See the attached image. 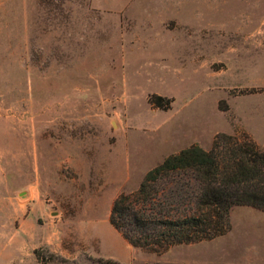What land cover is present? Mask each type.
Masks as SVG:
<instances>
[{
  "label": "rangeland",
  "instance_id": "rangeland-1",
  "mask_svg": "<svg viewBox=\"0 0 264 264\" xmlns=\"http://www.w3.org/2000/svg\"><path fill=\"white\" fill-rule=\"evenodd\" d=\"M263 85L264 0H0V264L40 248L64 264H264L251 207L163 254L109 221L151 169L235 124L226 98Z\"/></svg>",
  "mask_w": 264,
  "mask_h": 264
},
{
  "label": "trees",
  "instance_id": "trees-1",
  "mask_svg": "<svg viewBox=\"0 0 264 264\" xmlns=\"http://www.w3.org/2000/svg\"><path fill=\"white\" fill-rule=\"evenodd\" d=\"M161 100L150 103L166 108ZM236 207L264 212V149L245 133H220L211 149L192 145L151 169L115 199L109 221L132 246L163 254L227 235ZM34 253L36 264L66 262L47 249Z\"/></svg>",
  "mask_w": 264,
  "mask_h": 264
},
{
  "label": "crops",
  "instance_id": "crops-1",
  "mask_svg": "<svg viewBox=\"0 0 264 264\" xmlns=\"http://www.w3.org/2000/svg\"><path fill=\"white\" fill-rule=\"evenodd\" d=\"M226 99L228 102L235 103L236 109H234V104H230L235 124L226 126L224 130H221L222 133L235 135L242 132L252 138L261 148L264 147V91L257 90V92L240 95L233 99ZM211 147L212 145L210 146L208 142L202 145L205 150Z\"/></svg>",
  "mask_w": 264,
  "mask_h": 264
}]
</instances>
